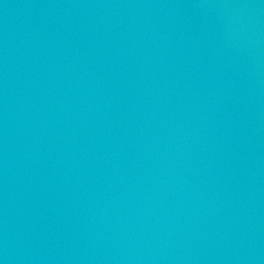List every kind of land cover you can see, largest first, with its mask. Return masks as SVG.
<instances>
[{
    "label": "water",
    "instance_id": "obj_1",
    "mask_svg": "<svg viewBox=\"0 0 264 264\" xmlns=\"http://www.w3.org/2000/svg\"><path fill=\"white\" fill-rule=\"evenodd\" d=\"M0 264H264V0H0Z\"/></svg>",
    "mask_w": 264,
    "mask_h": 264
}]
</instances>
